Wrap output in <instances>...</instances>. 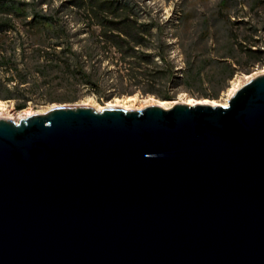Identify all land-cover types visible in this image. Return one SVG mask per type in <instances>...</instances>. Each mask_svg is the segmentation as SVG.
Instances as JSON below:
<instances>
[{"label": "water", "instance_id": "water-1", "mask_svg": "<svg viewBox=\"0 0 264 264\" xmlns=\"http://www.w3.org/2000/svg\"><path fill=\"white\" fill-rule=\"evenodd\" d=\"M0 264H264V74L226 106L0 119Z\"/></svg>", "mask_w": 264, "mask_h": 264}, {"label": "rangeland", "instance_id": "rangeland-1", "mask_svg": "<svg viewBox=\"0 0 264 264\" xmlns=\"http://www.w3.org/2000/svg\"><path fill=\"white\" fill-rule=\"evenodd\" d=\"M72 1L0 0V18L12 25L0 33V119L19 122L64 106L225 104L234 89L264 74V0H120L132 7L129 18L144 25L147 52L175 67L176 80L150 93L134 78L130 58L102 49L100 30ZM69 57L97 83L66 74Z\"/></svg>", "mask_w": 264, "mask_h": 264}, {"label": "trees", "instance_id": "trees-1", "mask_svg": "<svg viewBox=\"0 0 264 264\" xmlns=\"http://www.w3.org/2000/svg\"><path fill=\"white\" fill-rule=\"evenodd\" d=\"M74 7L83 10L88 22L100 30V42L103 48H114L122 54L123 59L130 58V67L137 82L146 87V93L154 92L155 85L166 87L176 80V71L173 64L168 62L165 55L147 52L149 47L146 44L145 32L135 20H131L129 14L132 7L120 0H74ZM10 22V20H8ZM0 18V33L10 31L11 23ZM61 44V43H60ZM59 45H54V51ZM146 49V51L143 50ZM74 55L73 52H69ZM156 58H158L156 60ZM157 61H160L158 63ZM146 65V66H145ZM66 74L70 76L80 75L81 82L85 85H95L97 83L93 76L88 74L73 61L71 57L63 62ZM129 67V68H130ZM152 67L151 69H149ZM161 99H170V95L163 91L156 94Z\"/></svg>", "mask_w": 264, "mask_h": 264}, {"label": "bare ground", "instance_id": "bare-ground-1", "mask_svg": "<svg viewBox=\"0 0 264 264\" xmlns=\"http://www.w3.org/2000/svg\"><path fill=\"white\" fill-rule=\"evenodd\" d=\"M237 89H234V92H236ZM193 100H190L188 103L191 104ZM194 102V101H193ZM203 103V104H202ZM205 103V104H204ZM197 105H209L211 104L210 106H226L228 103H225V104H220L216 101H209V100H198ZM158 106L164 108V109H167V103L165 101H159V103L157 104ZM192 105V104H191ZM123 108H125L124 106H122ZM122 108V109H123ZM169 109V108H168ZM126 110V108H125ZM10 119V118H9Z\"/></svg>", "mask_w": 264, "mask_h": 264}]
</instances>
